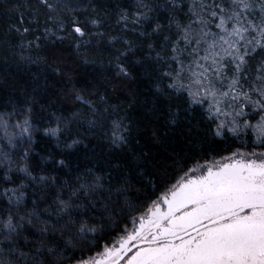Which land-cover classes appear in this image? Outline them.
Masks as SVG:
<instances>
[{
  "label": "snow or ice",
  "instance_id": "obj_1",
  "mask_svg": "<svg viewBox=\"0 0 264 264\" xmlns=\"http://www.w3.org/2000/svg\"><path fill=\"white\" fill-rule=\"evenodd\" d=\"M89 3L94 15L66 24L54 14L70 0H36L42 32L23 24L39 25V12H20L0 43V70L35 65L38 80L74 36L82 63L95 66L89 49L104 50L118 78L146 65L155 92L181 101H169L170 125L198 108L201 147L166 157L157 176L132 147L126 113L77 94L86 110L70 116L41 106L56 151L37 174L35 97L22 94L0 111V264H264V0ZM219 141L241 146L219 158L204 151Z\"/></svg>",
  "mask_w": 264,
  "mask_h": 264
},
{
  "label": "trees",
  "instance_id": "obj_2",
  "mask_svg": "<svg viewBox=\"0 0 264 264\" xmlns=\"http://www.w3.org/2000/svg\"><path fill=\"white\" fill-rule=\"evenodd\" d=\"M97 3L103 2L115 6L117 2H122L125 6L132 3L133 0H96ZM161 3H166L167 0H160ZM73 3H79L81 9L74 10L71 6ZM86 8V11L82 9ZM15 9V11H12ZM96 9L89 3V0H70L69 7L61 8L54 15L63 20L66 24H70L74 18H78L83 22L90 15H94ZM20 12L31 13L33 16L39 12L40 23L25 20V27L37 28L41 32L44 28V10L39 8L36 0H5L0 2V43L8 37L6 31L8 25L18 24ZM115 16H113V21ZM51 27V24L48 25ZM89 27V33L95 31ZM41 32L35 33L40 35ZM67 35L68 33H58V35ZM110 34H115L113 31ZM31 36H26L25 39H30ZM83 39H89L86 35ZM76 40L73 36L71 40H65L60 47L57 55L58 60L52 62L49 60V70L39 74V79L34 80L33 74L37 69L35 65H31L23 70L11 68L9 71L0 70V111L11 110V102L17 101L22 94L27 97H35L33 104V123L41 129L34 133V142L31 147L34 152L29 157V163L37 169V174L40 168L51 167L50 164L42 160L49 153L56 151V141L54 138L43 135L42 129L47 126L43 121L47 118L48 113L41 112L43 105L48 112L56 115L70 116L77 110H86V105H82L76 100V95H83L85 99L91 100L97 107L103 109L110 106L120 107L122 114L127 115L125 123L129 125L130 139L132 147L137 155L143 154L146 162L150 165L149 171L159 176L161 170L155 165L157 163L170 165L171 160H165L166 157H181L187 154L190 148L201 147V136L203 126L199 109H194L192 115L181 113V119L177 125L172 126L168 123L167 109L169 101L171 107L176 108L181 101L177 100L174 95H166L161 97L155 92L151 82L150 70L146 65L133 64L129 71L130 78H118L114 71L107 69L108 55L104 50H97L92 47L89 49V60H95L97 64H84L77 57L74 51ZM116 47H120L117 45ZM40 55H49L41 52ZM14 63V58L7 57ZM5 56L0 53V65L3 64ZM105 67H101L100 63ZM59 68L60 74H53L52 69ZM73 87L76 91H73ZM104 96L106 102H101L100 97ZM7 104V109L4 105ZM201 121V126H197V122ZM75 130V126H74ZM89 145V141H85ZM239 143H232L228 147L224 141H219L214 147L216 152L213 153L211 148L207 147V142L203 148L207 153H212L219 158L227 155L229 152L240 147ZM24 147H27L25 145ZM81 151L84 150V145H81ZM106 148V146H104ZM249 147L246 150H250ZM24 148L20 149L22 153ZM96 152H101V148L97 147ZM15 178V177H14ZM19 182V181H17ZM86 255H88L86 253Z\"/></svg>",
  "mask_w": 264,
  "mask_h": 264
},
{
  "label": "rangeland",
  "instance_id": "obj_3",
  "mask_svg": "<svg viewBox=\"0 0 264 264\" xmlns=\"http://www.w3.org/2000/svg\"><path fill=\"white\" fill-rule=\"evenodd\" d=\"M252 149H250V150H247V151H251ZM257 151H259V149H257Z\"/></svg>",
  "mask_w": 264,
  "mask_h": 264
}]
</instances>
